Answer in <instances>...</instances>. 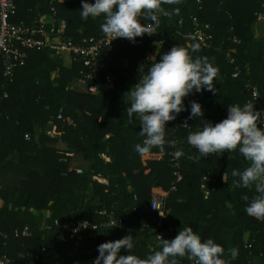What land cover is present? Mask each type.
Here are the masks:
<instances>
[{
  "label": "trees",
  "instance_id": "obj_1",
  "mask_svg": "<svg viewBox=\"0 0 264 264\" xmlns=\"http://www.w3.org/2000/svg\"><path fill=\"white\" fill-rule=\"evenodd\" d=\"M16 3L18 14L13 21L31 23L39 16L65 20L64 37L79 43L105 35L102 16L81 18V0ZM161 7L156 39L164 43L156 58H150L156 41L147 34L135 43L123 38L111 45L103 59L112 82L103 80L97 94L71 87L74 80L84 78L79 61L71 59L66 64L47 49L32 50L26 64L6 77L0 56V232L8 235L2 252L9 254L12 264H92L99 254L98 245L129 233L135 239L131 254L147 259L159 250L156 231L146 227L157 217L152 196L159 187L168 193L166 206L171 209L164 220L165 239L175 238L183 226L194 222L203 240L210 238L227 252L225 264H264V221L244 210L243 197L250 201L256 196L255 186L237 187L239 177L232 175L250 162L238 152H229L233 157L224 163L215 154L197 160L187 137L203 124L188 119L190 107L179 114L181 124L170 121L166 125V139L174 140L175 147L154 148L151 155L141 157L134 146L145 139L139 134L142 126L136 114L131 120L127 114L130 89L174 46L188 49L194 58L206 57L218 69L215 93L205 90L184 100L186 106L191 101L202 105L205 122L225 119L230 105L253 103L257 110L264 109V40H257L253 30L264 16V0H164ZM145 21L151 23L142 16L141 22ZM52 25L49 21L48 29ZM197 29L212 36L210 47L186 38ZM194 44L199 50L191 52ZM251 85L259 90L258 100H254ZM51 120L60 138L48 134ZM185 121L188 128L183 127ZM176 151L183 152L179 169L172 155ZM76 155L88 162L82 173L71 167ZM176 170L182 178L172 190ZM96 176L106 182L97 181ZM205 182L209 194L203 188ZM103 211L123 219L122 228L102 226L74 240H61L64 228L75 222L107 221ZM44 224L53 227L43 228ZM26 228L30 236L16 235ZM233 248L238 250L235 259L230 254ZM27 253L34 257L21 256ZM121 254L130 251L122 249ZM177 264L190 263L187 257H177Z\"/></svg>",
  "mask_w": 264,
  "mask_h": 264
},
{
  "label": "clouds",
  "instance_id": "obj_2",
  "mask_svg": "<svg viewBox=\"0 0 264 264\" xmlns=\"http://www.w3.org/2000/svg\"><path fill=\"white\" fill-rule=\"evenodd\" d=\"M164 0H81V18L87 21L103 17L101 31L111 41L125 38L132 43L137 37L145 34L153 36L159 27L157 13L162 12ZM151 23H142L141 17ZM199 50L194 44L191 52ZM218 69L205 57L194 58L184 47L174 46L164 53L158 62L153 64L146 75L139 79L128 95L130 106L127 108L129 119L136 114L140 120L144 136L142 144L137 143L134 150L141 156H149L152 149L164 150L165 145L175 147L174 140L166 139V125L175 121L180 113L189 111L188 119L202 121L201 130L189 133L187 143L197 153L196 159H205L213 154L238 152L249 166L242 172L233 170V177H239L237 187L251 189L255 186L257 193L250 201L247 196L245 212L248 216L264 221V109L257 110L253 103L236 104L227 107V117L218 123L205 122L204 109L196 101L186 106L184 100L190 94L207 90L217 91L215 81ZM184 126H188L185 121ZM174 157L183 155L182 151L172 153ZM225 179V176H224ZM226 181V180H225ZM87 224L84 222L82 225ZM81 225V227H82ZM74 231H79L76 229ZM159 250L141 259L132 255L135 246L134 236L129 233L121 239L98 245V256L92 264H177V257H187L194 264H225V250L212 239L203 240L190 226H183L178 235L171 239H163L158 235ZM127 249L130 254H121ZM233 259L238 250H230Z\"/></svg>",
  "mask_w": 264,
  "mask_h": 264
},
{
  "label": "built area",
  "instance_id": "obj_3",
  "mask_svg": "<svg viewBox=\"0 0 264 264\" xmlns=\"http://www.w3.org/2000/svg\"><path fill=\"white\" fill-rule=\"evenodd\" d=\"M18 14V5L16 0H0V56L3 61L4 75L6 77H12L15 74L16 69L26 64L29 57V53L32 50H49L54 54L55 57L64 58L65 56L70 57L74 61H79L83 64L84 70L82 74L84 78L81 80L87 83L86 92L90 94H97L100 91V83L103 80L112 82L110 74H106L105 70L107 67L106 61L103 56L107 54L108 48L118 41H122L123 38H117L111 41V38L105 35L100 38H87L83 42H75L68 37H64L65 29L61 30L59 25L64 28L66 27L65 20L55 21L52 17L39 16L31 23L16 22L13 18ZM50 19V20H49ZM264 19V17H263ZM196 20V19H195ZM53 23L52 27L48 29V22ZM150 23L148 21L144 22ZM183 25V21L180 22ZM58 25V27H57ZM158 32L150 36L153 40L158 42L160 45L164 43L163 39H156ZM186 38L193 40L197 39L202 47H210L212 36L206 35L203 29H197L195 32H189ZM237 40V39H235ZM231 62H235V59L229 55ZM238 73H235L236 77ZM254 100H258L260 97L259 90L256 86H250ZM59 118H63V115H59ZM176 124H181L182 120L180 115L175 120ZM183 127L188 128V126ZM188 124V123H187ZM48 134L52 137L60 138L61 132L58 130L54 120L49 122ZM29 138V135H27ZM174 166L179 169L180 161L179 157H175ZM79 173H82V169H77ZM176 181L172 186V190H175L177 183L180 182L182 175L179 170L175 171ZM99 182H106V180L100 176L95 177ZM207 194L209 191L206 190ZM168 193L163 192L162 188L159 187L152 196V208L157 212V217L150 224H146L149 230L156 231V239L158 235L163 239L168 235V232L164 229L165 217L170 213L171 209L166 206V199ZM103 215L108 216V220L100 224L93 223L90 220H83L73 223L70 226L64 228L65 234L62 235L61 240L68 242L69 239H76L86 230H98L102 226L119 227L123 226V219L115 217V215L108 214L106 211L101 212ZM84 222L87 224L82 225ZM59 224V221H56ZM82 225V227H81ZM52 225L44 224L43 228L52 229ZM79 229V231H74ZM16 235L30 236L31 232L28 228L22 232L16 231ZM8 238V235L0 232V264H12V258L9 254L2 252V246L4 240ZM79 247V246H77ZM81 250L82 247L76 248L75 251ZM85 252V251H83ZM24 258L34 257L33 253L21 254ZM190 264H194L193 261L189 260Z\"/></svg>",
  "mask_w": 264,
  "mask_h": 264
},
{
  "label": "crops",
  "instance_id": "obj_4",
  "mask_svg": "<svg viewBox=\"0 0 264 264\" xmlns=\"http://www.w3.org/2000/svg\"><path fill=\"white\" fill-rule=\"evenodd\" d=\"M161 14V12H158L157 15L159 16ZM259 19H263V17H260ZM257 20L254 25H253V30H254V34H255V38L259 41H263L264 40V19H263V22H261L260 20ZM50 20V19H49ZM257 24V25H256ZM59 28H61V30H64L65 28L61 25H59ZM160 44L158 42H156L154 44V53L151 55V59H155L158 52H159V48H160ZM64 61L66 64H71L72 63V60L71 58L69 57V61L66 62V59L64 57ZM71 87L73 89H76V90H79V91H83V92H86V89H87V83L81 79H76L72 82L71 84ZM203 127V126H202ZM201 129V128H200ZM233 157V154L229 153V152H224L222 155L218 156V160L220 163H224V162H227L229 159H231ZM71 167L73 169H86L87 167H89L88 165V162L86 160H84V158L81 156V155H76L74 156L72 162H71ZM208 183H204L203 184V188L205 190H208L209 189L207 188ZM40 215L42 216H45V213H40ZM185 226H190L193 228V230L195 231L196 229V224L194 222H190V223H187ZM228 254L227 252L225 251V254L223 257H226Z\"/></svg>",
  "mask_w": 264,
  "mask_h": 264
},
{
  "label": "rangeland",
  "instance_id": "obj_5",
  "mask_svg": "<svg viewBox=\"0 0 264 264\" xmlns=\"http://www.w3.org/2000/svg\"><path fill=\"white\" fill-rule=\"evenodd\" d=\"M262 17H264V16H262ZM261 22H263V19H259ZM257 25V24H256ZM65 59H66V62H68L69 61V57H67V56H65Z\"/></svg>",
  "mask_w": 264,
  "mask_h": 264
}]
</instances>
